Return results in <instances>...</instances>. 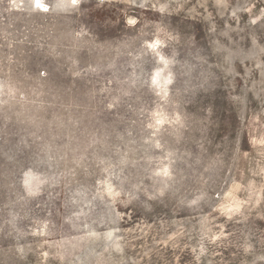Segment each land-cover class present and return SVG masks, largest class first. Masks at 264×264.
<instances>
[{
  "label": "rangeland",
  "instance_id": "374dc122",
  "mask_svg": "<svg viewBox=\"0 0 264 264\" xmlns=\"http://www.w3.org/2000/svg\"><path fill=\"white\" fill-rule=\"evenodd\" d=\"M0 264H264V0H0Z\"/></svg>",
  "mask_w": 264,
  "mask_h": 264
}]
</instances>
